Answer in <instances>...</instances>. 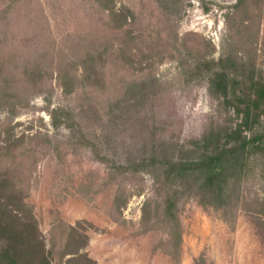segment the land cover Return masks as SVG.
<instances>
[{"label": "rangeland", "instance_id": "obj_1", "mask_svg": "<svg viewBox=\"0 0 264 264\" xmlns=\"http://www.w3.org/2000/svg\"><path fill=\"white\" fill-rule=\"evenodd\" d=\"M236 3L114 0L124 21L96 0H0L8 73L31 75L18 67L26 62L42 71L0 82L23 98L22 107L0 109V172L10 166L21 179L48 246L59 248L73 225L97 264H264L263 153L233 169L227 206H203L181 188L170 214L158 169L136 165L155 153L188 158L192 140L227 120L200 66L210 44V58L264 75V0ZM63 71L85 81L65 92ZM57 106L73 109L74 131L54 127ZM9 139L16 158L1 150Z\"/></svg>", "mask_w": 264, "mask_h": 264}, {"label": "trees", "instance_id": "obj_2", "mask_svg": "<svg viewBox=\"0 0 264 264\" xmlns=\"http://www.w3.org/2000/svg\"><path fill=\"white\" fill-rule=\"evenodd\" d=\"M96 1L110 14L127 21L126 14L117 12L111 5L114 0ZM250 1L237 0L235 7L239 8ZM125 35L131 37L130 31L127 30ZM210 45L212 48L209 47L208 52L202 55L200 66L205 67L207 72L208 92L224 106L228 113L227 120L211 124L200 138L192 140V155L188 158H167L155 153L141 157L136 164L137 169H158L164 183L171 189L167 214L176 207L181 188H186L188 196L203 206L217 209L227 206L231 199L229 183L233 169L249 154H264V75L257 72L255 65L248 72L238 73L236 62L231 57L210 58L215 50L214 45ZM107 46L104 43L97 48L99 55L107 51ZM87 62L74 61L72 65ZM10 66V59L0 57V82L4 85L42 76L39 64L35 67H30L31 62L18 65L22 73L31 74L18 79L14 78L13 71L8 73ZM58 79L68 93L75 89L79 81H85L68 71L60 72ZM22 99L18 90H2L0 109L13 111L22 107ZM50 114L56 128L64 126L74 131V126L78 125L73 109L68 106L54 107ZM84 137L87 138L86 135ZM14 142L7 140L1 150L12 153ZM12 156L16 158V154L12 153ZM10 170L11 167L6 166L0 172V264H97L81 251L86 244L87 234L73 225L69 226L59 248L56 243L50 246L46 244L32 207L25 200L21 179L14 177ZM262 206L264 210V196Z\"/></svg>", "mask_w": 264, "mask_h": 264}]
</instances>
